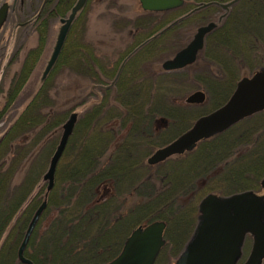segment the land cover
I'll return each instance as SVG.
<instances>
[{
    "label": "trees",
    "instance_id": "1",
    "mask_svg": "<svg viewBox=\"0 0 264 264\" xmlns=\"http://www.w3.org/2000/svg\"><path fill=\"white\" fill-rule=\"evenodd\" d=\"M207 1L211 0H184L177 9L143 11L130 21L132 42L115 63L108 58L101 60L87 43L77 44L71 36L66 40L56 65L69 68L91 87L80 102L52 107L49 86L55 66L24 108L13 111L14 116L2 132L0 264H22L17 259V248L31 216L44 199L46 182L42 175L58 143L61 126L75 105L82 109L55 170L47 206L24 251L34 264H103L120 252L134 228L154 220L166 223L165 244L154 262L164 264L169 257L176 258L189 239L197 220L198 202L205 194L261 190L264 110L199 141L191 151L154 165L155 175L143 178L144 171L152 167L145 157L154 148L170 142L197 117L222 105L241 74L264 66V0H239L206 36L192 64L211 62L218 67V74H193V86L198 82L196 88L206 93L204 104L177 103L169 98L166 84L185 78L192 65L164 71L154 57L166 44L172 48L178 43L184 26L211 19L220 9L207 6L150 37ZM72 2L64 0L66 7L59 15L68 12ZM148 38L126 59L113 86L102 88L115 77L124 57ZM42 45L32 49L30 56L39 54ZM153 64L157 67L149 73L147 68ZM27 78L24 74L10 78L11 86L16 88L6 92L0 120L11 109ZM160 116L168 119L164 129L154 127ZM105 189L108 192L100 198ZM181 199H187L183 207ZM250 242L247 236L244 249Z\"/></svg>",
    "mask_w": 264,
    "mask_h": 264
},
{
    "label": "water",
    "instance_id": "2",
    "mask_svg": "<svg viewBox=\"0 0 264 264\" xmlns=\"http://www.w3.org/2000/svg\"><path fill=\"white\" fill-rule=\"evenodd\" d=\"M238 1L202 2L190 10L186 15L214 4L219 6L223 12L216 20H210L197 26L186 45L172 56L163 59L160 67L165 71H171L193 64L204 46L205 37L219 25L230 7ZM85 2L86 0H76L68 16L61 19L62 25L39 83L45 79L57 60L69 26ZM138 2L143 11L162 12L181 7L184 0H138ZM6 10L7 4L2 5L0 27L5 20ZM124 61L109 84L110 86L116 81ZM109 85L103 87L107 88ZM205 99V92L197 89L189 93L184 101L187 104L197 105L202 104ZM262 110H264V66L249 75L241 76L225 103L199 116L187 130L169 143L155 149L147 157L146 162L149 165H155L175 154L191 151L200 140L221 133L245 117ZM78 115V111L71 112L62 124L59 141L43 173L42 179L47 182L44 199L34 211L17 248V259L23 264H34L24 255V250L46 208L47 195L54 186L57 164L74 129ZM155 123L158 128L166 127L167 119L159 117ZM260 185L262 193L243 190L229 195L206 194L198 203V216L194 230L173 264H262L264 259V175ZM107 192L105 189L100 198H103ZM165 226L162 220H154L137 226L126 237L117 256L104 264H153L164 245ZM246 235L251 236V246L245 260L239 263Z\"/></svg>",
    "mask_w": 264,
    "mask_h": 264
},
{
    "label": "rangeland",
    "instance_id": "3",
    "mask_svg": "<svg viewBox=\"0 0 264 264\" xmlns=\"http://www.w3.org/2000/svg\"><path fill=\"white\" fill-rule=\"evenodd\" d=\"M203 9V8H202ZM214 11V10H212ZM223 10H218L211 19L207 20H197L191 24H187L183 28H186L188 31L187 35L184 37L185 29H180L179 31V42L173 44L174 47L170 48L169 44H166L161 54H157L154 57L157 65L165 59L167 56H170L176 49L184 46L188 40L192 37L197 26L204 24L210 20H215L222 13ZM143 10L140 8L138 0H92L86 9L85 12L80 13L79 29H78V43H87L93 48V53L97 52L96 55L101 58H108L111 63L118 61L119 55L126 50L129 44L132 42L131 32H130V21L139 16ZM59 31L58 22H54L50 29V40L48 41L47 48L39 51V54L36 56L28 55L27 51L30 47H36L38 44V38L36 34L32 35V38L27 41H22V44L16 51L15 54L9 59L7 53H3V43L4 38L7 36L6 32L4 35L0 36V86L4 87L8 85L10 78L13 77V74L27 75L28 78L24 82L23 90L17 95L16 99L12 102L11 109H8L0 120V135L10 123L14 112H19L24 108L26 103L31 99L35 90L37 89L41 74L44 70L46 62L51 54L52 48L55 44L56 37ZM178 36V35H177ZM77 43V44H78ZM13 53V52H12ZM27 54V55H26ZM12 55V54H11ZM35 59H37L35 61ZM33 60L35 65H33ZM102 60V59H101ZM32 62V67H31ZM156 64H153V67L147 68L149 73H152L153 68L157 67ZM31 69L28 71L27 67ZM5 66V68H4ZM155 66V67H154ZM62 68L55 70L52 75V80L50 81L49 92L51 97L50 105L55 108H63L76 104L80 102L81 99L87 96V92L90 89L91 85L88 82H85L83 79L76 75L72 70L67 67L61 66ZM17 70V71H15ZM3 71V72H2ZM14 72V73H13ZM77 73V72H76ZM202 73L207 75L208 73L218 74V67L209 63H198L197 65L190 66L189 70L185 74V78L178 77L174 82H169L166 84L169 88L171 96L170 99H173L174 102L184 103L185 97L194 90H197L196 83L195 86V77L193 74ZM247 75L245 73L241 76ZM20 77V76H19ZM109 81V79H107ZM94 88V87H93ZM92 88V89H93ZM166 88V87H165ZM2 88L0 87V90ZM200 89V88H199ZM203 90V89H202ZM173 97V98H172ZM4 92H0V110L3 105L6 103L4 101ZM90 98V97H89ZM74 109L80 111L82 109L81 105H75ZM154 127H157L156 124ZM160 128V127H159ZM251 144V142H249ZM251 145L247 147L250 148ZM40 146H38V149ZM154 148L151 153L155 150ZM150 153V154H151ZM149 154V155H150ZM145 157V162L147 157ZM159 164V163H158ZM149 165V164H148ZM149 167L147 171H144L143 178L155 175L153 172H156L157 167ZM45 172V171H44ZM152 172V173H149ZM259 192H262L260 190ZM222 195V194H220ZM187 200V199H186ZM181 199V207L185 206L187 201ZM47 220L42 222L41 227L45 226ZM251 240V237H250ZM251 242L248 247L244 249L243 247V256L241 261L245 259L250 249ZM245 246V245H244ZM174 259L169 257L168 260L164 261V264H173Z\"/></svg>",
    "mask_w": 264,
    "mask_h": 264
},
{
    "label": "flooded vegetation",
    "instance_id": "4",
    "mask_svg": "<svg viewBox=\"0 0 264 264\" xmlns=\"http://www.w3.org/2000/svg\"><path fill=\"white\" fill-rule=\"evenodd\" d=\"M75 1L76 0H73L72 5L75 3ZM91 1L92 0H86L81 13L86 11V9L88 8ZM4 4H7V10H6V15H5V20L2 24V26L0 27V36L4 35L5 32L7 34V36L4 38L2 51H3V53L8 52L7 54L10 55L9 59L15 54V51L22 44H24L22 41L28 42V40H30L32 38V35H34V34H36V36L38 38L37 44L40 45V43H42L43 48L46 45L45 46V49H46L47 45H48L47 43L50 40L49 34H50V29L52 27V24L56 21V22H58V25L60 28V26L62 24L61 19L66 18L68 16L69 11H70V9H69V11L66 12L64 15H59L61 12H63L64 8L66 7L64 0H0V8ZM188 12L180 15L178 18L174 19L169 24L162 27V29L157 31L150 38H154V37L160 35L162 32L168 30L169 28H171L173 25H175L176 23H178L182 19L188 17L190 15V14L186 15ZM79 15H80V13L71 22L69 29L67 31V34H66L65 42L71 36L74 39L75 43H78V37H77L78 32L77 31L79 29V21H78V18L80 17ZM186 28H183V29H185L184 37L186 35H187V37L189 36L188 31H187L188 28L187 29ZM150 38H148L146 40V42ZM146 42H144V43H146ZM142 45L139 44L135 48L138 49ZM36 47H30L29 50L27 51V54L29 53V55H30V51ZM135 48H133V50ZM133 50H131L130 53ZM0 58L2 59V56ZM55 66H56V70L62 68L61 63L59 65H56V63H55L49 73H51L54 70ZM25 67H27L28 71L31 69L27 65ZM4 68H5V66H4ZM15 71H17V70H15ZM14 75H16V72L13 74V76ZM17 76L19 77L20 74H17ZM24 86L25 85H22L21 87H19L18 90L21 92L23 90ZM0 87L2 88L0 90V92L1 91L4 92V98L3 99L6 102V92H8L12 89H15L16 87L11 86L10 81H9L8 85L4 87V89L2 86H0ZM0 137H1V135H0Z\"/></svg>",
    "mask_w": 264,
    "mask_h": 264
}]
</instances>
